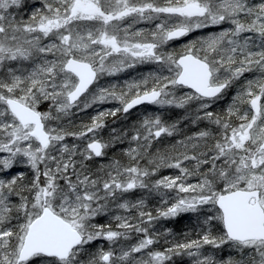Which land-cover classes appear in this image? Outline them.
<instances>
[{
    "label": "snow or ice",
    "instance_id": "1",
    "mask_svg": "<svg viewBox=\"0 0 264 264\" xmlns=\"http://www.w3.org/2000/svg\"><path fill=\"white\" fill-rule=\"evenodd\" d=\"M0 264H264V0H0Z\"/></svg>",
    "mask_w": 264,
    "mask_h": 264
},
{
    "label": "trees",
    "instance_id": "2",
    "mask_svg": "<svg viewBox=\"0 0 264 264\" xmlns=\"http://www.w3.org/2000/svg\"><path fill=\"white\" fill-rule=\"evenodd\" d=\"M110 119H111V118H110ZM183 223H187V220L184 219V220H182L179 224L172 225V226L176 227V228L179 230V228L181 227V224H183Z\"/></svg>",
    "mask_w": 264,
    "mask_h": 264
}]
</instances>
